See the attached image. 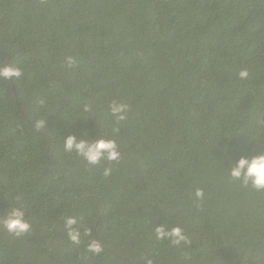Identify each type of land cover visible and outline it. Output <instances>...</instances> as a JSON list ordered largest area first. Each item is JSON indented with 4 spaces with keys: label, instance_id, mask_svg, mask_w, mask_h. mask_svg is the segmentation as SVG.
<instances>
[{
    "label": "trees",
    "instance_id": "1",
    "mask_svg": "<svg viewBox=\"0 0 264 264\" xmlns=\"http://www.w3.org/2000/svg\"><path fill=\"white\" fill-rule=\"evenodd\" d=\"M9 64L23 76L0 79V220L21 208L33 227L0 224V264H264V191L230 175L264 154V0H0ZM68 135L121 158L89 165ZM161 224L188 243L156 240Z\"/></svg>",
    "mask_w": 264,
    "mask_h": 264
},
{
    "label": "clouds",
    "instance_id": "2",
    "mask_svg": "<svg viewBox=\"0 0 264 264\" xmlns=\"http://www.w3.org/2000/svg\"><path fill=\"white\" fill-rule=\"evenodd\" d=\"M79 60L72 55L65 56L62 64L67 68H73L77 66ZM249 71L243 69L238 73L240 80H247L249 78ZM23 76L22 70L9 64L4 67H0V79H20ZM88 109H86L87 111ZM108 110L111 116L117 122L126 121L128 118V112L130 111L129 105L117 100H113L108 104ZM37 127H43V123H39ZM118 132L119 129H114ZM64 149L67 152H76L82 157L89 165H98L103 160L109 162L119 161L121 153L118 149V145L113 139L98 138L95 140H89L86 138H77L76 135H68L64 139ZM111 174V168L104 169V175ZM230 175L236 180H243L248 185L250 184L257 191H264V154L256 155L251 158L240 157L231 169ZM197 199H203V190L198 189L195 193ZM78 223V219L75 216L67 217L65 220V226L67 229V235L74 244H82L81 233L73 228ZM0 224L9 232L16 236H22L32 230V224L26 219V213L21 208H13L9 214L0 220ZM86 237H91V231L86 229L84 232ZM154 236L159 241H169L171 245L180 247L188 243L187 236L184 229L177 225L168 227L166 224H161L155 227ZM86 251L91 254L99 256L103 253L104 248L101 242L95 239H88ZM151 264V262H150Z\"/></svg>",
    "mask_w": 264,
    "mask_h": 264
},
{
    "label": "water",
    "instance_id": "3",
    "mask_svg": "<svg viewBox=\"0 0 264 264\" xmlns=\"http://www.w3.org/2000/svg\"><path fill=\"white\" fill-rule=\"evenodd\" d=\"M16 97H17V99H18V95L16 94Z\"/></svg>",
    "mask_w": 264,
    "mask_h": 264
}]
</instances>
